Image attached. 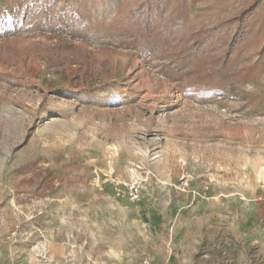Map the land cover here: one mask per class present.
Here are the masks:
<instances>
[{
	"label": "rangeland",
	"instance_id": "rangeland-1",
	"mask_svg": "<svg viewBox=\"0 0 264 264\" xmlns=\"http://www.w3.org/2000/svg\"><path fill=\"white\" fill-rule=\"evenodd\" d=\"M177 3L159 9L140 52L144 0H0V264H140L132 253L155 233L178 238L166 210L199 202L222 205L229 225L256 208L244 245L253 264L248 239L264 237V0H186L175 27ZM56 38L81 49L77 64L44 59ZM194 71L213 87L189 91ZM135 174L147 192L130 203ZM226 226H205L197 249L191 228L175 249L221 256L236 244Z\"/></svg>",
	"mask_w": 264,
	"mask_h": 264
},
{
	"label": "crops",
	"instance_id": "crops-1",
	"mask_svg": "<svg viewBox=\"0 0 264 264\" xmlns=\"http://www.w3.org/2000/svg\"><path fill=\"white\" fill-rule=\"evenodd\" d=\"M250 208L242 209L232 219L231 225H229L227 212L224 210L223 206L220 204L216 205L213 202H199L193 204L188 209L181 212V214L178 213L174 216L173 212L168 209L165 213L167 222L164 226H167L166 229L170 228L172 235L176 234V237L178 238H172L171 243H168V238L165 236H159L155 233L156 235L151 236L140 251L132 253V255L141 257V260L147 258L154 264H245V240L251 234L250 232L255 230V222H258V218L248 216L256 211V208H253V206ZM219 223L221 229L223 228L224 223L227 225L224 236L228 235V230L237 232V235H235L236 244H233L231 249L223 247V254L221 256L207 254L205 260L202 256L196 258L193 251L186 256L181 253L182 251L179 253V251L175 249L177 248L176 246L179 240H183V244L189 241L191 237V228L193 229L194 237L197 241L194 245L191 244L190 247H195L197 249V247H199L197 242L203 239L204 236L202 235L204 227L208 226L209 228H213V225ZM261 231L263 232L264 229ZM261 238L263 239L264 237H257L255 234H252L250 239H248L259 245L256 257L253 259V264L264 263V247L258 243L259 241H257ZM224 239H226V237ZM225 244L228 247L230 246L229 242ZM171 247H173V249H171ZM260 247L263 248L262 251ZM192 261L194 263H192ZM116 264H125V260L122 259L121 261H116Z\"/></svg>",
	"mask_w": 264,
	"mask_h": 264
},
{
	"label": "trees",
	"instance_id": "trees-1",
	"mask_svg": "<svg viewBox=\"0 0 264 264\" xmlns=\"http://www.w3.org/2000/svg\"><path fill=\"white\" fill-rule=\"evenodd\" d=\"M172 1H178L177 12L172 22L173 26L177 27L186 17L187 14L186 0H151L152 2L151 4L149 3L150 0H144V3H148L146 7V11L150 17L145 20L144 27L139 31L140 33L138 34V36L135 39H132L134 40L133 43H136L137 45L142 44L141 47L135 44L136 50H139L140 52L144 50H148L149 48L148 41L155 32L153 21L156 18V16L159 15L160 13L159 9H164L165 6H167ZM242 35H243V31L240 28V31H237V37L241 38ZM56 40H57L56 43L46 46L43 56L45 60H50L51 63L55 64L57 68L64 67L65 65L68 64H77L78 59H80V57H83L82 55H79V53L81 52L80 48L74 46L70 42L62 40L61 38L58 39L56 38ZM62 52H66L69 56L68 57L60 56ZM65 62L67 64H65ZM187 76L192 77V81H190L189 84L187 85L189 91H204V90H209L213 87V81L209 77L208 73L194 71L188 73ZM0 77H3L5 79L9 78L7 74L0 75Z\"/></svg>",
	"mask_w": 264,
	"mask_h": 264
},
{
	"label": "built area",
	"instance_id": "built-area-1",
	"mask_svg": "<svg viewBox=\"0 0 264 264\" xmlns=\"http://www.w3.org/2000/svg\"><path fill=\"white\" fill-rule=\"evenodd\" d=\"M118 184L119 183H116V185ZM144 184L145 181L143 180V178L135 174L131 178L130 182L125 184V192L122 195L123 196L125 195V198L127 199L128 202L138 203L141 197L147 192V189ZM116 196L117 197L120 196V192L118 190L116 192ZM140 264H154V263L149 259L144 258L140 261Z\"/></svg>",
	"mask_w": 264,
	"mask_h": 264
},
{
	"label": "bare ground",
	"instance_id": "bare-ground-1",
	"mask_svg": "<svg viewBox=\"0 0 264 264\" xmlns=\"http://www.w3.org/2000/svg\"><path fill=\"white\" fill-rule=\"evenodd\" d=\"M35 249H37V248H35ZM41 252H42V253H41L42 255H43V254L45 255V253H46V249L43 248V249L41 250Z\"/></svg>",
	"mask_w": 264,
	"mask_h": 264
}]
</instances>
